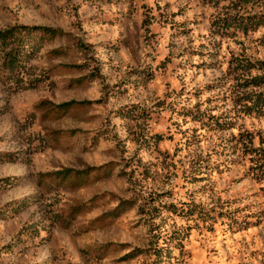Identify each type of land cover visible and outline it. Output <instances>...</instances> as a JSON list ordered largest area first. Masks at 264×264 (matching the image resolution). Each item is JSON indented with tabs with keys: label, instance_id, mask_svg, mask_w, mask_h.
<instances>
[{
	"label": "rangeland",
	"instance_id": "1",
	"mask_svg": "<svg viewBox=\"0 0 264 264\" xmlns=\"http://www.w3.org/2000/svg\"><path fill=\"white\" fill-rule=\"evenodd\" d=\"M0 264H264V0H0Z\"/></svg>",
	"mask_w": 264,
	"mask_h": 264
},
{
	"label": "trees",
	"instance_id": "2",
	"mask_svg": "<svg viewBox=\"0 0 264 264\" xmlns=\"http://www.w3.org/2000/svg\"><path fill=\"white\" fill-rule=\"evenodd\" d=\"M40 32H42L43 34L46 33L45 29H41ZM47 34V33H46Z\"/></svg>",
	"mask_w": 264,
	"mask_h": 264
}]
</instances>
